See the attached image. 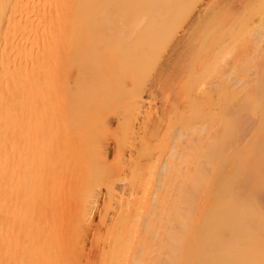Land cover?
<instances>
[{"label":"bare ground","instance_id":"bare-ground-1","mask_svg":"<svg viewBox=\"0 0 264 264\" xmlns=\"http://www.w3.org/2000/svg\"><path fill=\"white\" fill-rule=\"evenodd\" d=\"M130 1L133 2V0ZM130 1L0 0V264H66L65 255H67L66 249L68 245L78 253H81L83 250L86 232L90 225L92 206L97 201L93 199V196L92 199L81 201L83 203L79 206L76 204L78 209L74 213L76 217H73L74 219L76 218L77 228L72 235L68 236L66 234L68 236L66 239L64 238L65 232H58L60 230L63 231V229L56 225L59 222L57 219H53L54 223L52 226L50 225L49 228H46L43 227L44 221L40 220V218L38 220L39 222L41 221L40 223L35 220L36 222L33 221L35 224L32 225L33 219H29V217L25 216L27 214L21 215L20 211L19 213L17 211L19 210L17 207L18 200L16 202V196H18L17 190L19 189L17 187V183H19V180H17L19 162L17 163L16 141L18 130L17 95L20 86L23 95H25L24 92L26 93L29 90L30 76H28V70L30 67L28 68V62L33 54L34 36H53L54 38L52 39H56L58 42L53 46L50 44V47L45 52L46 58L49 61V75L53 76L54 74L55 76L53 78L50 76L53 80L51 78V81L49 80L51 83L49 85L52 91L54 90L53 95L51 94L52 91L50 92L53 100L51 101L52 104L55 102L54 107L57 109L53 110L55 108L52 105V110L54 113L55 111L57 113L59 108L62 113L61 116L64 113V115L67 114L69 120L76 118L74 122L80 118L88 119L87 114L93 111L90 110L89 112V109L86 111L83 107L95 108L94 101L98 99V96L96 99L94 96L100 93L97 92L98 94H96L94 92L92 93L93 97L89 96L92 94H88V89L90 88L88 83L90 82L89 79H92L94 75L90 76L92 73H96L97 76V72L99 74H109L118 67L116 65L118 58H115V56L118 54L117 56L121 57L122 55H119V53L122 52H119L120 49L118 50L117 46L123 43L122 38H127L126 36L128 35H135L136 32V30L130 32V29H128L132 26L128 25V19L129 21L133 20V25H136L135 27H138V30L147 21L146 19V21L141 19L142 16L139 12L137 13L140 14L141 18H135V16L133 17L135 20L128 18L127 8ZM137 13L136 15H139ZM213 13L209 16H212ZM205 16L203 15L202 17ZM152 19H150L152 22L149 23L151 26L154 21V18ZM201 20L203 25H206L208 22L206 17L201 18L199 22ZM127 26L129 27L127 28ZM119 27L122 30L127 28L129 30L127 31L130 33L121 31ZM204 27L199 28L198 31H202ZM117 28L120 30L119 32ZM113 30L114 32H112ZM206 33L205 31L204 36ZM202 34L201 37L203 36ZM118 37H121L122 42H117L119 45L113 43L111 47L116 48L113 51L109 43L111 44L113 40L115 42L116 38L119 40ZM194 37L189 36L186 40L189 47H187L188 50L190 48H194L195 50L198 47L196 45L197 39L193 40ZM130 39L132 41L133 36ZM203 39L201 40L203 41ZM97 42L100 46L103 44L100 49L101 51L98 49L100 52L95 48L98 46ZM125 42L127 46H130L127 41H124V44ZM201 42L199 41V44ZM214 42H211V44L213 45ZM203 43L200 44L201 47ZM209 45L210 42L208 43ZM212 45L207 51H205L206 48L202 50V52H205L203 55L200 50L201 55H198L199 58L195 56L198 49L195 52L193 49H190L194 56L191 55L190 57L189 54L187 55L195 59L189 63L190 58L188 59L187 56L188 63L185 60L187 73L184 74L186 76H184L182 82L178 81L181 84H177L176 90L172 89L175 92V96L171 98L173 100L168 104L170 106L167 109L166 121L174 123L173 152H171V157L167 159V163L162 166L160 171L164 173L169 172L172 174V177L178 178L177 181L180 185L176 189V192L174 191V198L168 200L164 195H159L155 196V198H151V196L143 202L130 198L119 203L120 213H118L113 222V227L109 231L110 236L108 237V242H106L108 250L104 253L103 264H264V152L259 154L253 152V144L251 143H246V150L244 149L243 152H240L239 144L237 143L240 137L238 124L241 107L240 95L244 92V98L248 103H258L264 98V94H257L255 89V84L261 83V81H263V85H261L264 87V57L259 56L253 61L257 62L256 66L259 64L257 67L261 69V71L259 69L261 74H257L255 78L249 80L251 85L248 84L247 86H251V88L247 90L248 87H242L243 89L237 90V88L234 89L235 87L231 86L232 84L229 82L230 79L225 69L220 67L221 69L215 68V72L211 70V67L217 64L216 61L212 64L214 61L212 60L211 62L210 60L214 54L211 56L208 53ZM218 45L220 44L218 43ZM224 45L223 42V48ZM93 47L97 50V54L94 53L96 50ZM215 47L213 46L212 51H214ZM219 50L216 48L214 53L219 52ZM116 51L119 53H116ZM88 53L96 59L98 57L102 58L101 54L104 58L108 57V59L106 58L108 64H103L106 63L105 59H101L104 62L101 63L99 60L98 63L100 64H94L96 66L93 65L94 69L88 67L85 61L92 62L88 59L85 60L87 55L88 57L90 56ZM112 53H116L114 54L115 56ZM215 56L214 58L218 57ZM113 58L117 59L116 64L115 61H113L114 63L110 62L111 60L109 59ZM20 65L22 66V70L19 69ZM259 76L260 79L263 77L261 81H258ZM109 80L111 79L109 78ZM260 83L257 85L260 86ZM93 85L95 83L91 85L89 93L93 92ZM111 90L105 93L118 94H115V89H113L114 92ZM129 90L131 91V89ZM141 90L143 91V89ZM126 91L128 90L126 89ZM130 91L128 93L132 94L133 92V94L132 96L130 95L131 98H129L127 106L131 108L129 114L132 113L131 115L134 116V118H130L135 120L142 110H140L142 96L141 92H139L140 90H138L139 93L133 89ZM103 95L105 94L103 93ZM106 95H110L111 100H113L114 96L112 97L110 93ZM108 96L107 98H109ZM102 97L104 98L105 96L99 97L100 103H106L107 100L105 98L103 100ZM91 98L95 100L93 101ZM110 101L108 100L107 103ZM97 105L100 107V104ZM83 110L87 112L85 113L87 118L82 117L84 116L81 112ZM54 113L51 114L53 115ZM54 115L53 120L56 121V114ZM79 115L82 116L79 117ZM91 115L93 114L91 113ZM130 118H128L129 120H127V117L126 119L122 118L125 120L120 119L118 122L124 123L126 120L131 122L132 119ZM89 119L91 118L89 117ZM258 119H264V112L258 115L253 113L251 120H248L247 124H253ZM97 120L100 119L97 118ZM72 121L67 122L73 125ZM107 123L108 121L105 124ZM105 124L104 126H106ZM132 124L133 122L129 123V128H126H128V131L131 130L134 133L136 131L130 129ZM77 125L78 122L76 123ZM145 127L148 128V125ZM75 128L77 127L74 126L71 131ZM80 129L83 130L82 127H78V130ZM151 130L154 129L150 128L149 135L152 133ZM71 131H68L70 135L75 137L78 135L79 137L80 131L76 130L78 132L77 135H73L75 134L74 131L71 134ZM155 133L157 132L155 131ZM61 134L64 136L62 131ZM68 136L66 135V137ZM76 139L75 141L77 142ZM71 140L67 141V146L68 144L70 145L69 142ZM145 140L143 141V146L147 144L145 148L148 149L151 141ZM89 141L91 142V139ZM102 141L104 142V140ZM58 143H62L61 146H63V142L59 141ZM68 147L64 148V150L69 149ZM70 148L72 149L73 146ZM55 149L59 150L58 148ZM94 152L97 153L98 151ZM100 156L102 157V155ZM101 157L98 156L100 159ZM97 159L94 158V160ZM134 164L129 169L131 174L130 187H134L137 184L136 182L139 181V178H142V170L145 168L147 170L148 168L146 167V163L144 166L140 162H134ZM169 173L168 175H170ZM262 199V203L259 204V201ZM61 204L58 205L59 208L60 206L62 207L63 204ZM66 204L68 203L66 202ZM141 212L144 214V220L141 222L143 225L142 227L139 226L141 228H135L133 222L136 223L139 214L143 215ZM155 221L160 222V225L158 224L159 227L155 226ZM55 222L57 223L55 224ZM54 225L57 226V230H55ZM44 226L47 225L45 224ZM156 229L158 230L157 232ZM62 241H65L63 243H66V247Z\"/></svg>","mask_w":264,"mask_h":264},{"label":"rangeland","instance_id":"rangeland-1","mask_svg":"<svg viewBox=\"0 0 264 264\" xmlns=\"http://www.w3.org/2000/svg\"><path fill=\"white\" fill-rule=\"evenodd\" d=\"M128 4V18L135 20V18H141L142 16L141 19H146L148 22L145 20V25H141L138 30V27H135L136 25H133V20L129 21L128 19V22L131 23H128V25L132 26H127V28L129 27L128 29H130V32L132 30H136V32L135 35L133 34L126 36L128 39L122 38L123 43H121V45L124 44V41H127L128 45L130 44V46H127L126 42L122 46H117L118 50L120 49L119 52L122 53L117 52L118 50L116 51V53H119V55L121 54V57H118V54L116 53H114L116 54V56L112 53L115 58H118V60L116 59L118 63L116 64V60L114 58L109 60H111V63H114L113 61H115V64L118 67H116L114 71L109 74L100 73V75L97 72L98 77L96 76V73H92V75L90 76L92 77L94 75L92 78L93 80L89 79L90 82L88 83V86L91 88V85L93 83H95V85H93L92 88L93 92L89 93L90 88L88 89V94H92L94 92H96V94H98L97 92L100 93L99 95L94 96L95 99L98 96V99H96V101H94L95 99L93 100V98H91L96 104V106L94 104L95 108L83 107L86 109V111L88 109L89 112L90 110L93 111L90 113L88 112L89 114H87L88 119L89 117L91 118L89 119V121L88 119L80 118L77 119L76 122H74L76 118H74V120L70 118L71 120H69L66 113V115H64L63 113L62 116L64 117H62V113L59 108L58 110L60 112L58 111L56 113L55 111L54 113L53 111L57 109L54 107L55 102H53L52 104L53 100L51 94L53 95L54 90L52 91L50 81L55 76L54 74L53 76L49 75V61L47 60L45 55V52L50 47V44L53 46L58 43L56 39H52L54 38L53 36H34L33 54L28 62V68L30 67L28 70V76H30V91L27 90L26 93L24 92L25 95H23V92H21L22 88L20 86L21 89L19 88L17 95L18 130L16 141L18 153L17 163L19 162L17 168V180H19V183H17V187H19V189L17 190L18 196H16V202L18 200V213L20 211L21 215L27 214L25 215L27 218L29 217V219H33L32 225L35 224V220L38 221L40 218V220L44 221V225H47H43V227L46 228H49L50 225L52 226V224L54 223L53 219H57L60 225L57 222H55V224L57 223L56 225L60 228L62 227L61 229H63V231L60 230L58 232H65L64 238L66 239L68 236L75 233V229L77 228V223L75 220L76 218L74 219V217H76L74 213H76L78 209L76 207V204L77 206H79L83 203L81 201H85L90 198L92 199L93 196V199L97 200L92 206L90 225L88 226L86 232L85 241L83 243V250L81 251V253H78L68 245V250L66 249L67 255H65L66 264H103L104 253L108 250L106 242H108V237L110 236L109 231L113 227V222L116 219L118 213H120V207L118 205L119 203L130 198L138 199V201L140 200L141 202H143L144 200L146 201L147 199H149L151 196V198H155V196L159 195H164V197H166L168 200L174 198L173 195L180 185V183L177 181L178 178L174 176L173 178L172 174H170L169 172L164 173L160 170L162 169V166L167 163V159L171 157V152H173L172 139L174 133V123H168L166 121L168 112L167 109L168 106H170L168 104L173 100L171 98L175 96L174 90H176L177 84H181L178 83V81L182 82V79L184 78V76H186L184 75L187 73V64L185 60H187L188 63V59L191 57V55L194 56V54H192L193 52L190 51V49H193L194 52L196 49H198L199 51L197 50V53H195V56L198 57V55H201L203 49L206 48L205 51H207V49L212 45L211 42L215 41L211 47V50H209L210 52L208 53L211 56L214 54L212 57L210 56L211 62L212 60L214 61L212 64H214L216 61V63H219V65L214 64L217 67H214L213 65V67H211V70L215 72L216 69H219L220 67L225 69L230 79L229 82L230 84H232L231 86H233V88L235 87L234 89L237 88V90H241L244 87H248V90L249 88H251V86H247L248 84L251 85L249 83V80L255 78L257 74H261V69L259 68V71L257 67L259 66V64L256 66L257 62L255 63L253 61L259 56L264 57V0H133V2L130 1ZM137 12H139L141 16ZM136 13L139 15H136ZM212 13L213 17L209 16ZM203 15L208 16H205L206 19H208L206 25H203L202 20L201 22H199L201 18H205L202 17ZM134 16L135 18H133ZM152 18H154V21L151 26V24L149 23L152 22L150 21V19ZM201 27H204L203 30L201 29L202 31H198ZM122 28L120 29L121 31L128 30L126 27H124L126 29L123 30ZM120 30H118L117 28L118 32ZM196 31L198 32L196 33ZM205 31L207 33L204 36ZM112 32H114V30ZM198 33L200 36L198 35ZM201 34L203 35L202 37ZM129 36H133L132 41ZM189 36H195L193 40L197 39V44H195L198 45V47H196L195 50L194 48H190L188 50L189 47L187 46L186 40L189 38ZM120 38L119 40L116 38V43L113 42V40L111 44L109 43V46L111 47L113 43L115 45H119V43L122 42ZM201 39H203V41L205 42L203 43ZM51 40L53 43L51 42ZM217 40H219L220 42ZM199 41H202L200 43H203L202 47L199 44ZM209 42L210 45L208 46ZM223 42L225 44L224 48ZM218 43L220 45H218ZM99 46L100 44L98 43V46L95 48H97V50H100L103 44L100 47ZM213 46H216L214 51H216V48L221 50H219V52L217 51L218 53L216 52L217 55L216 53H214V51H212ZM221 46L223 49L221 48ZM111 48L113 49V51H115L114 49H116L113 47ZM90 49H92V47H90ZM97 50L94 51V53H96ZM99 50L98 52L101 51ZM204 53L205 52H202V55ZM187 54H189L190 57ZM90 56L88 57L87 55V58L85 59L92 61H85V63H87L86 65H88V67L90 68L94 69L96 67V64H100L98 63L99 60L101 63L104 62L102 61L103 59H105L106 62L103 64H108V62L106 61V58L108 59V57L104 58L102 54V58L98 57L99 59H96L94 56ZM187 56L188 59H186ZM214 56H218L217 58L219 59L214 58ZM192 58L189 59V63L190 61L192 62L195 59ZM219 60L221 61V64ZM20 66L19 69L22 70V66L21 68ZM109 78L111 80H109ZM258 78V81H261L263 79V77L262 79H260V76ZM262 83L263 81H261L260 86L257 84H255L256 86L254 85L257 94H264V87L262 86ZM109 84L113 85L114 88ZM94 88L97 89L95 90ZM252 88L254 87L252 86ZM98 89L100 90L98 91ZM113 89H115V94H118L114 95L113 93L112 95V93L109 92L112 97L114 96L113 100H111V96L106 95L109 93L105 92L110 90L114 92ZM126 89L128 91H130L129 89H131V91L133 89L135 92H138V90H140L139 92H141L142 105H140L142 108L140 107V110H142L140 111L141 114L139 113L135 120H133L134 116L131 115L132 113L129 114L131 108L127 106L128 100L129 98H131L133 92L132 94L128 93ZM141 89H143V91ZM103 93L105 95H103ZM100 94L101 96H105L104 98L107 101H111L108 103L107 101L106 103L103 101L105 104L102 102L100 103ZM21 95L23 96L21 97ZM244 95V92L240 95L241 107L238 118L240 137L238 140L239 142L237 141V143L239 144L240 152H243L244 149L246 150V143H251L253 144V152L259 154L261 152H264V119H258L250 125H248L247 122L248 120H251L253 113H256L258 115L264 112V98L263 100L261 99L258 103H248L246 102ZM89 96L93 97V94ZM107 96L109 98H107ZM134 96L136 95L134 94ZM97 104H100L101 108L98 107L99 105ZM52 105L53 108H55L53 110ZM81 112L82 115L84 114V116L79 115V117L82 116L83 118H87V116H85V113L87 112H85L84 110ZM51 113L56 114V121L53 120V116L55 115H52ZM91 113L94 116L91 115ZM126 117L127 120H129L128 118L133 117L130 118L132 119V121L130 120L131 122H128L126 120V122L123 121L124 123H122L121 121L118 122L120 119L125 120ZM97 118H99L100 120H97ZM67 121H72L73 125L77 127L75 129L78 132L80 131L79 137L77 135L78 132L75 129L73 130L75 132V134L73 135H77V137L70 135L68 131H71L74 126L72 125V123H69ZM107 121L108 125L105 124ZM64 122L65 124H68L65 125ZM77 122L79 126H76ZM132 122L133 124L130 129H132L133 131L135 130L136 132L134 133L131 130H127L129 128L128 124ZM97 124L100 126H98ZM104 124L107 127L104 126ZM69 125L71 128L69 127ZM146 125H148V128H144V126ZM78 127H82L83 130H78ZM146 128L147 130L145 132ZM150 128L154 129L151 130V135H149ZM61 131L63 132L64 136H62ZM73 131H71V134ZM126 131L128 132L126 133ZM155 131L157 133H155ZM66 132H68L69 134H66ZM80 134H82L81 136H83L82 139ZM66 135H69L70 138L72 137L74 141L76 138H78L76 139L77 142L71 140L72 138L68 139L69 136L66 137ZM58 138L60 139L58 140ZM89 138L91 139V142L89 141ZM70 140L73 144L71 145V142H69L70 145L68 144V146H73L72 149L67 146V141ZM102 140H104V142ZM144 140L151 141L150 147L148 142V149L145 148L147 144L143 146ZM57 141L63 142V146H61L62 143L60 144ZM56 143H58L59 146L56 145ZM65 143L66 145H64ZM81 143L83 146H80ZM67 147L69 149L64 150V148ZM55 148H58L59 150ZM97 148L101 150L99 151ZM94 151L98 152L95 153ZM98 154L102 155V157ZM97 155L101 157V159L98 158ZM94 158H98V161L94 160ZM134 162H140V164L143 166L146 163V167L148 168L147 170H145L146 168L142 170V178H139V181L136 182L137 184H135L136 186L134 185V187H130L129 182L131 180V174L129 169L133 167ZM161 173L167 175H164V177ZM168 173L170 175H168ZM61 198H64V200H62ZM262 201L263 199L259 201V204L262 203ZM66 202L68 204H66ZM60 204L62 205V207L60 206L59 208L58 205ZM141 214L143 213L141 212ZM143 216L144 214L142 216L139 214L136 223L133 222L135 228L142 227L143 223L141 222H143L144 220ZM40 222L38 221V223ZM154 223L155 226L157 225L159 227V221H155ZM56 225H54L55 230H57ZM30 228L32 230L31 226ZM159 230L161 231V229ZM157 231L158 230L156 229V232ZM66 234H68V236H66ZM153 241L155 242V240ZM63 242L65 241H62V243ZM63 244H65L66 247V243Z\"/></svg>","mask_w":264,"mask_h":264}]
</instances>
